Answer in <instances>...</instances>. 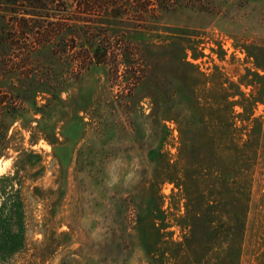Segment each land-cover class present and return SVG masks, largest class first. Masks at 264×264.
Listing matches in <instances>:
<instances>
[{
  "label": "rangeland",
  "instance_id": "374dc122",
  "mask_svg": "<svg viewBox=\"0 0 264 264\" xmlns=\"http://www.w3.org/2000/svg\"><path fill=\"white\" fill-rule=\"evenodd\" d=\"M203 1L163 12L158 31L123 28L135 43L128 56L139 53L146 61L96 65L87 61L86 30L71 26L75 17H86L72 0H0V128L14 137L11 147L41 155L44 167L1 181L15 176L19 153L0 143L2 220L12 205L17 209L14 222L0 221V241H14L13 250L0 251V264H218L224 258L213 241L226 238L225 229L213 235L201 225L190 237L185 228L190 220L197 224L202 200L190 209L174 184L163 183L166 158L174 161L178 153V132L155 115L171 105L187 112L184 100L172 94L182 90L184 99L189 96L192 81L178 64L189 61L222 84L209 95L217 100L213 110H230L225 95L233 93V84L241 85L247 115L237 125L264 129V72L256 68V61L264 65V0ZM28 11L51 15L65 25L64 34L41 47L40 38L20 31ZM148 64L153 67L144 77ZM198 94L207 102L203 88ZM110 168L119 178L111 187ZM248 169L240 264H264V139L259 159ZM213 199L208 192L206 203ZM153 200L164 211L161 235L154 228ZM215 211H206L205 222L216 221Z\"/></svg>",
  "mask_w": 264,
  "mask_h": 264
},
{
  "label": "trees",
  "instance_id": "16d2710c",
  "mask_svg": "<svg viewBox=\"0 0 264 264\" xmlns=\"http://www.w3.org/2000/svg\"><path fill=\"white\" fill-rule=\"evenodd\" d=\"M60 1V0H59ZM76 8L81 10V14L86 17L72 19V27L86 30L88 34V59L90 64H103L114 59V61H146V58L139 53L128 56V51L133 49L135 43L127 36L123 28H132L143 32L158 31V18L170 9L197 5L204 3L203 0H72ZM207 1V0H206ZM205 4V3H204ZM45 9V7H42ZM27 17H21L19 28L26 36H37L36 39L41 47H46L54 43L65 32V25L59 21H51V15H42L37 11H28ZM134 14V18L123 20V16ZM38 20H43L38 22ZM130 20L131 22H127ZM85 23L80 26L78 23ZM87 24V25H86ZM67 26V25H66ZM18 28V27H17ZM40 32V34L38 33ZM26 40H30L26 37ZM32 40V39H31ZM34 42V41H32ZM37 45V42L32 43ZM179 68L182 69L184 78L192 81V88L187 99L183 98V91H175L172 99H183L181 105L187 112L180 113L174 106H168L165 113H156L157 120L175 124L178 132V153L175 160L160 156L167 160L163 183H172L179 190L180 195L188 202L187 207L192 209V204L199 205L202 200V212L195 213L194 221L186 224L189 236L199 230L202 225L207 231L217 235L223 234V229L227 233L226 238L213 241V245L219 244L217 249L223 251L224 258L218 264H240L242 246L244 243L245 221L249 206L248 183L250 181L249 167L260 157L261 142L264 139V129L262 126L252 127L250 125L238 126L237 120L245 117V102L248 100L246 94L241 91V85L233 84L235 89L230 95H225V102L229 103L230 110H213L211 105L217 100L209 96L216 89H222V84L211 81L208 75L200 70V67L189 62L179 61ZM153 65L148 64L144 70V77L152 69ZM258 71L264 72V65L256 61ZM250 72V75L261 77L259 72ZM218 77L219 72L214 74ZM213 76V77H214ZM204 81L203 83L200 81ZM251 82V81H250ZM195 84V85H194ZM203 86V87H202ZM246 86H253V83H246ZM208 94L207 102L199 96V89ZM155 106V103H154ZM243 108L244 112L236 110ZM209 107V108H208ZM177 108V107H176ZM5 116H10L7 111ZM43 114V113H42ZM252 116V115H251ZM206 120H213L215 124L208 125ZM169 132L173 131L167 127ZM43 133V132H42ZM45 138H49L43 133ZM2 142V143H1ZM0 143L4 150L19 153L15 159V176L4 177L1 181H13L21 172L28 171L35 165H40L42 172L43 157L36 151L26 150L22 145L14 146V137L9 135V130L0 128ZM159 153L161 151L159 150ZM170 156V155H169ZM209 162V163H207ZM20 188L22 184H19ZM199 189V190H198ZM201 190V191H200ZM5 193V190L3 191ZM17 190L16 193L19 194ZM208 192L214 193V199H208ZM15 200V199H14ZM153 205L157 207L154 212V228L156 234L161 235V227L158 225L160 215L164 213L161 205L153 200ZM12 205L11 214L0 221L6 223L14 222L16 216L13 215L17 209ZM229 208L228 216H225V209ZM215 209V219L210 224L206 221V211ZM187 217V216H186ZM226 223H221L222 220ZM17 219L16 223H20ZM218 222V223H217ZM206 231V230H205ZM206 231V232H207ZM21 236V235H20ZM13 240L3 239L0 241V251L13 250Z\"/></svg>",
  "mask_w": 264,
  "mask_h": 264
},
{
  "label": "clouds",
  "instance_id": "9594fccd",
  "mask_svg": "<svg viewBox=\"0 0 264 264\" xmlns=\"http://www.w3.org/2000/svg\"><path fill=\"white\" fill-rule=\"evenodd\" d=\"M108 175H109V179L106 181V184L111 187L114 184L119 182V178L113 173V171L111 170V168L108 171ZM128 180L132 179V174L130 173L127 177Z\"/></svg>",
  "mask_w": 264,
  "mask_h": 264
}]
</instances>
